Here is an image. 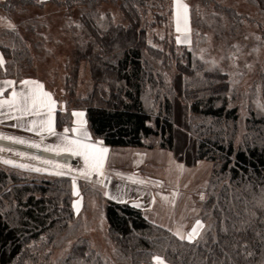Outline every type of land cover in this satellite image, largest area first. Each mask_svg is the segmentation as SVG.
Here are the masks:
<instances>
[{
    "label": "trees",
    "instance_id": "trees-1",
    "mask_svg": "<svg viewBox=\"0 0 264 264\" xmlns=\"http://www.w3.org/2000/svg\"><path fill=\"white\" fill-rule=\"evenodd\" d=\"M199 1L224 10L235 25L246 20L264 30V0H247L261 22L216 0ZM28 3L36 4L0 0V10L23 12ZM104 4L117 5L122 20L110 9L103 12ZM168 4L67 0L68 8L80 7L81 32L75 33V62L65 84L72 106L85 111L91 134L106 145L168 149L189 164L214 163L199 200V235L182 240L141 208L82 180L83 196L97 199L108 224L104 246L96 244L94 217L76 212L70 176L29 177L0 165V264H153L154 256L170 264H264V66L259 87L237 92L229 74L199 54L196 38L183 46L155 31L169 22ZM20 23L41 48L42 22ZM0 37V77L19 83L34 64L30 42L18 27ZM56 118L58 128L71 122L70 113L58 111Z\"/></svg>",
    "mask_w": 264,
    "mask_h": 264
},
{
    "label": "rangeland",
    "instance_id": "rangeland-1",
    "mask_svg": "<svg viewBox=\"0 0 264 264\" xmlns=\"http://www.w3.org/2000/svg\"><path fill=\"white\" fill-rule=\"evenodd\" d=\"M66 1L35 0L36 4L28 3L26 5V11L23 12L11 13L0 10V34L4 29L18 27L25 39L30 42L32 48L34 64L28 70V74L23 80L40 82L43 85V90L51 93L52 99L56 102L53 119V128L56 135L49 133L40 125V121L45 118V109H40V114L38 115H21L19 112L9 108L7 104L0 107V109L3 108L2 111L0 110V139L2 140L22 144L16 140L8 139V137H21L26 141L39 144L40 147H33L30 143H23L22 145L51 152L52 150H48V146H60L62 144L61 136L65 134V128L69 129L67 135L75 138L76 133L72 132L71 129L80 127L89 133L90 139L88 142H102L91 134L85 111L75 109L72 106L73 96L66 88L65 78L67 75L72 74V67L75 62V33L81 32L78 29L80 7L73 6L68 8ZM216 1L220 2L221 5L233 7L237 11L250 16L255 21L261 22V15L258 13V10L250 5L247 0ZM168 3L169 6H173V12L170 13L169 22L166 26L156 27L155 31L161 35L167 33L169 37L175 36L177 43L183 46L193 45L196 38L199 44L196 47L199 50V54L204 59L211 61L228 73L231 83L237 92L241 94L250 93L254 87L260 86L258 75L264 66L263 28L257 25L256 22L246 20L241 24L237 22L235 25L224 10L215 8L214 4L205 5L199 0H181V3L188 5L187 27L185 29V24L182 21L181 31L177 32L176 0H168ZM192 6L196 11L194 16H191L190 12ZM109 9L114 13L116 21L122 20V15L117 5L104 4L102 7L103 12ZM27 18H37L42 22V27L38 26L37 28L38 31L43 33V36L41 35V48L35 46V40L38 39L35 34L25 29L26 27L20 23L21 20ZM201 37L205 38V41L202 40V44ZM82 67V74L86 76L88 72L85 68L86 65L83 63ZM5 80L15 82L12 78L0 77V86H3L2 82ZM79 82L81 83L80 79ZM3 87L4 92L0 94V99L6 100L10 97L13 87L19 92L26 86L20 82H15L12 86ZM259 99L260 96L257 101ZM247 107L248 102L241 105V114L243 117H246L248 114ZM58 111H61L64 115L70 113V124L59 128L54 126ZM73 112H82L83 116H74L72 114ZM32 121H36V124L33 125ZM78 121H83V124H78ZM33 128L34 130L29 131V129ZM0 149H3L0 151V165L3 167L14 168L17 172L27 174L29 177H52L56 176L55 173L57 171H61L64 173V176H70L72 179L75 178V183H73L75 210L77 213H84L88 217L91 215L94 217L90 236L96 244L104 246L108 228L106 218L101 211L97 199L89 195L83 196L80 181H90L103 191L104 189L100 184L81 173L80 170L83 168L76 167L75 161L72 164H68L60 160L18 150L9 145L0 144ZM122 151L121 153L124 155L115 154V157L125 158L127 160L124 163L129 172L127 179L132 181V183H136L138 179L136 178V174L141 175L142 179H144L143 182L148 184L147 193L163 200L161 211L165 214L166 221H170L169 217H175L181 225L188 227L187 230L186 228L180 230H185V232L187 231L189 233L196 226V220H200L198 218L199 200L205 197L207 183L211 176L214 163L210 160L203 159L198 160L194 164H189L179 159L174 151L168 149L126 148ZM18 153H27L28 155L20 156ZM33 156H39L42 160H34L31 158ZM7 160L14 161L15 163L7 164L5 163ZM43 160H54L58 164L67 165L68 167L58 168L54 165H47L43 163ZM19 164H27L31 167L20 168L18 167ZM37 167L47 168L48 171L37 172L32 170ZM117 168L121 169L119 165H117ZM136 170L137 172H135ZM153 178L157 179L155 181L156 183ZM189 195H194L195 197L190 207L187 201L193 199H190L189 197L191 196ZM192 210H195L197 214L191 215ZM201 223L203 225V222ZM201 229H199V233ZM164 261L166 264H170L166 260ZM153 264H157V262L154 260Z\"/></svg>",
    "mask_w": 264,
    "mask_h": 264
},
{
    "label": "snow or ice",
    "instance_id": "snow-or-ice-1",
    "mask_svg": "<svg viewBox=\"0 0 264 264\" xmlns=\"http://www.w3.org/2000/svg\"><path fill=\"white\" fill-rule=\"evenodd\" d=\"M187 9L188 5L181 3V0H176V30L177 32L181 31V22L183 21L185 24V29L187 27ZM179 39V38H178ZM5 63L3 56L0 55V66ZM14 81L5 80L2 82L3 86H12L14 85ZM21 84L25 85L24 89H21L19 92L13 87L11 91V95L8 99H0V107L7 104L9 108L13 111L19 112L21 115H32V114H40V109H45L44 116L45 118L40 121V125L43 129L47 130L49 133L56 135L53 128V119H54V110L56 102L52 99V95L49 92L43 90V85L38 81L33 80H22ZM0 86V94L4 92V87ZM74 116L81 117L83 116L82 112H73ZM78 124H83V121H78ZM32 124L35 125L36 121H32ZM33 129H29L32 131ZM69 129H64V135L61 136L62 144L60 146H48V150H56V151H69L76 156L83 157L84 168L80 171L85 176H90L93 173H96L100 176H103L104 173L102 171L104 167L105 154L108 152L107 148L104 147H96L95 144L89 143V133L80 127H74L71 129L72 132L76 133V137H70L67 135ZM8 139H13L18 141L19 143H30L33 147H40L39 144L34 142L26 141L21 137H8ZM3 149H0L2 151ZM10 151V150H9ZM20 156H26L27 153H18ZM34 160H42L39 156L31 157ZM7 164H14V161L7 160L5 161ZM44 164L54 165L58 168L68 167L67 165L58 164L57 161L54 160H43ZM20 168H30V165L27 164H19ZM32 170L41 172L48 171L47 168H33ZM56 175H64L63 172L57 171ZM103 183V181H100ZM73 183H75V178H73ZM106 187V185H105ZM106 196L107 192L104 193ZM116 199L117 197H112ZM136 207H140L139 204H135ZM196 226L192 228V230L187 234V237L184 235H180V239H188L189 241L193 240L196 236L199 235V229L203 227L200 220H196ZM153 259L157 262V264H165V261L160 256H154Z\"/></svg>",
    "mask_w": 264,
    "mask_h": 264
},
{
    "label": "crops",
    "instance_id": "crops-1",
    "mask_svg": "<svg viewBox=\"0 0 264 264\" xmlns=\"http://www.w3.org/2000/svg\"><path fill=\"white\" fill-rule=\"evenodd\" d=\"M0 110L2 111L3 108H1ZM54 126H56L55 121H54ZM89 143L95 144L96 147H104L108 149V152L105 154L104 167L102 169L104 175L100 176L96 173H93L92 175L88 176L89 179L95 181L96 183L100 184L103 187L104 191L108 193L107 197L111 199H113L112 197H117L116 199H113V200H116L119 202H130L133 205L139 204L140 205L139 208L143 209V211L145 212L146 216L149 219H151L152 221L160 225H163L169 228L176 234L179 233L180 235H184L185 237H187L188 232L187 231L185 232V230L181 231L180 229L186 228L187 230L188 227H186L185 225H181L177 221L178 219H176L175 217H169L170 221H166L165 214L161 211V208H162L161 205H163L162 203L163 200L160 199L159 197L157 198L155 195H152V194L149 195L147 193L148 184L143 182L144 179H142L141 175L136 174V178H138L136 183H132V181L127 179V177H129V172L127 171V168L124 165V163L127 160L125 158L121 159V158L115 157V154H122L121 153L123 152L122 150H125L126 148L124 149V148H119V147H111L109 145H106L103 142L100 143V142L92 141ZM51 152L69 153L68 151H55V150H52ZM69 154L74 156L76 167L84 168L83 157L76 156L71 152ZM117 165H119L121 169H118ZM135 172H137V170ZM153 179H155L154 182L157 181L156 178H153ZM100 181H103V183H101ZM187 194H190V193H187ZM189 196H191L189 197L190 199H193V198L195 199L194 195H189ZM194 199L191 201H187L189 207L194 202ZM185 201H186V198H185ZM141 202L143 203L141 204ZM193 214H197V212H195V210H192L191 215Z\"/></svg>",
    "mask_w": 264,
    "mask_h": 264
},
{
    "label": "bare ground",
    "instance_id": "bare-ground-1",
    "mask_svg": "<svg viewBox=\"0 0 264 264\" xmlns=\"http://www.w3.org/2000/svg\"><path fill=\"white\" fill-rule=\"evenodd\" d=\"M6 142L7 141L0 139V144L7 145L8 143H6ZM39 150H40V153H37L38 155L49 157V158H52L55 160H60V161L66 162V163H73V161L72 162L67 161L68 159H71V155L67 152H62V153H54L53 152L52 153V152L47 151V150H42V149H39Z\"/></svg>",
    "mask_w": 264,
    "mask_h": 264
},
{
    "label": "built area",
    "instance_id": "built-area-1",
    "mask_svg": "<svg viewBox=\"0 0 264 264\" xmlns=\"http://www.w3.org/2000/svg\"><path fill=\"white\" fill-rule=\"evenodd\" d=\"M8 143L7 145H9L12 148L18 149V150H22L31 154H35L37 155V153H40V150L38 148H33V147H29L26 145H22V144H18V143H14V142H6ZM73 159V155H71V159H68V162H72Z\"/></svg>",
    "mask_w": 264,
    "mask_h": 264
}]
</instances>
